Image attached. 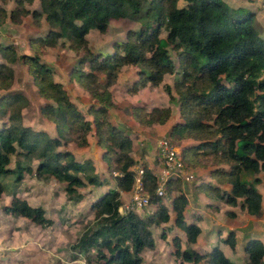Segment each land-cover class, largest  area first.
Here are the masks:
<instances>
[{
    "label": "trees",
    "instance_id": "16d2710c",
    "mask_svg": "<svg viewBox=\"0 0 264 264\" xmlns=\"http://www.w3.org/2000/svg\"><path fill=\"white\" fill-rule=\"evenodd\" d=\"M179 1L39 0L40 13L49 29L45 35L35 36L30 44L34 48L53 46L59 38H64L69 47L79 46L83 50L70 75L80 79L96 100L89 107L92 119L86 118L75 105L63 84L54 79L53 69L40 61L39 54L21 57L29 64L39 94L47 98L40 111L54 121L57 135L23 123L21 108L26 101L23 94L11 92L4 97L5 104L9 100L10 109L8 122L0 126V175L16 170L9 167L11 156L22 152L38 159L37 174H51L64 182L68 195L77 193L78 187L86 183L104 184L106 179L94 173L90 159L82 162L70 150L58 149L71 139L72 131L79 133L76 143L85 146L89 144L88 134L94 130L97 143L103 149L102 159L110 162L109 168L111 162L116 164L119 172L114 175L116 187L105 190L91 203L93 221L85 226L73 244L74 249L80 251L96 249L101 264H141L142 251L155 246L152 223L155 219H169L167 206L155 192L156 177L147 166L143 168L144 188L151 195V202L157 203L155 213L141 216L131 209L120 210V189H131L135 175L131 166L135 159L131 155V138L110 122L107 111L114 103L107 84L116 77L122 64H137L143 83L158 84L164 74L175 71L167 48L169 44L179 59V77L174 86L184 118L171 126L169 135L199 140L182 149L183 157L197 166L228 164V168L216 167L210 173L216 174L219 182L230 183V189L220 190L209 182L200 183V187L214 192H208L209 196L219 197L231 205L240 201L241 207L251 214H259L261 210L262 194L255 186L259 179L256 176L249 180L245 173L264 170V39L258 34L248 9L232 8L223 0H182V4ZM23 12L27 13L28 9ZM40 13L32 11L34 17ZM5 14L6 9L0 6V15ZM122 17L153 19L155 25L128 30L125 39L114 44L113 54H95L88 47V31L103 32L111 19ZM162 28L166 30L165 36H161ZM0 50L9 62L19 57L12 45L2 46ZM85 65L88 71H84ZM95 72H105V85L97 81ZM13 78V66L0 62V88H9ZM165 88L172 96L171 87L165 85ZM170 113L169 106L147 111L140 105L133 109L135 118L143 124H162ZM193 156L197 158L192 160ZM171 182L169 179L167 184ZM2 190L0 180V193ZM186 203L181 192L173 198L172 209L175 224L185 231L187 240L193 241L200 228L194 222H186ZM3 210L40 225L51 220L42 206L31 205L20 197L13 198ZM229 213L233 215L234 212ZM174 244L176 253L186 261L208 258L213 264H235L218 246L199 253L181 251L178 237L174 238ZM246 251L250 263L259 264L264 244L260 239H250Z\"/></svg>",
    "mask_w": 264,
    "mask_h": 264
},
{
    "label": "rangeland",
    "instance_id": "374dc122",
    "mask_svg": "<svg viewBox=\"0 0 264 264\" xmlns=\"http://www.w3.org/2000/svg\"><path fill=\"white\" fill-rule=\"evenodd\" d=\"M223 1L232 8H244L251 11L252 22L258 34L264 39V0ZM179 3L182 4L183 1L180 0ZM0 6L6 9V16L0 15V49L2 46L12 45L19 56L15 62H9L0 50V62L5 61L11 64L14 69V78L11 86L7 89L0 88V126L8 122L10 109L8 105L9 100L5 104L4 97L11 92H20L26 97V101L21 108L23 123L31 126L35 130H42L41 128H44L50 130L54 135H57L56 128L54 129V121L44 116L40 111V106L47 101V98L39 94L38 86L29 70V64L21 57L24 54H39L40 61L53 69L54 79L60 81L64 87L66 86L65 88L71 100L86 118H88L87 115H90L91 119L92 114L89 112V107L96 100L84 88L80 79L70 75V70L77 64L78 58L81 56L83 50L79 46L77 48L69 47V42L64 38H59L53 46L39 45L36 48L32 47L30 40L39 34L45 35L49 29L44 15L40 13L41 7L39 0H32L31 2L25 0L22 2L18 0H0ZM24 9H28V12H23ZM33 10L38 11L40 15L34 17L32 15ZM2 17L3 19H1ZM154 25L153 19L132 20L127 17L111 19L105 31L101 32L97 29H90L88 31L86 35L88 47L95 54L107 56L114 53V44L124 40L128 30L140 27H152ZM32 28L37 30L34 32ZM165 32L166 30L162 28L161 36H165ZM167 48L175 63L176 69L173 73L164 74L160 83L154 84L150 81H144L143 83L138 74L139 66L137 64H122L116 77L110 84L108 82L109 85L107 84V89L111 92L114 102L112 106L107 108L108 114L110 112L114 122L123 124L114 125L123 129L131 138V155L136 157V161L131 168L134 174L140 177V180L133 182L131 189L125 190L129 191V193L124 196L120 210L124 212L127 209H131L141 216L155 213L157 203L151 202V195L144 188V176L142 177L144 172L143 168L148 167V165L142 159L144 155L148 154L154 159V162L159 163L160 169L157 171L149 167L156 177V192L157 185L163 178V169L165 168L163 153L159 143L164 138L169 139L170 144L174 145L180 152L182 161L181 171L178 175L168 178L164 185L163 194L159 195L156 193L167 206L169 219L168 221L155 219L152 223L151 230L156 244L153 248L147 247L142 251L141 255L143 260L141 264H213L208 258L197 262L186 261L181 255L176 253V246L174 244V238L178 237V235L173 232L176 224L175 213L172 209V200L177 194L182 192L186 197V191L192 193L193 190L197 189L196 191L200 190L204 192L212 200L219 201L220 206V202L224 204L226 201L219 197L209 196L208 192L211 190H205L197 183V173L200 175L197 168L208 167L209 169H215V167L223 166H220V163L197 166L194 162L189 161L187 157H183L181 147L183 149L184 146L199 140L193 137L177 139L169 135L171 126L177 121H183L184 118L181 115L180 102L177 100L178 93L174 86L176 78L179 77V59L171 44ZM83 69L84 71H88V65H85ZM95 73L97 81L101 85H105L107 80L105 72ZM165 85L171 87L172 96L167 92ZM80 91L82 93L86 91V99L82 95L80 96ZM140 105L147 111L153 107L161 108L169 106L171 113L166 122L162 123L164 126L158 127L157 125L154 127L152 124L158 123L143 124L135 118L133 109ZM124 115L128 116L129 121L117 122L115 117ZM165 127H168V129L166 130ZM92 135L93 138L91 140L95 141V134L92 133ZM78 136V132L72 131L71 139H67L62 145L58 146V149L69 150L70 147L77 154V160L85 162L90 159L93 163L90 156H86L88 153V148L85 147L86 145L84 147L76 146ZM196 158L197 156H193L192 160ZM37 163L38 159L32 154L25 155L22 152L13 154L9 167H13L16 170L12 173L0 175V180L3 184V190L0 193V264H101L102 261L98 260L96 249L92 248L87 252L80 251L74 249L73 244L85 226L93 221V211L90 205L99 197L103 187L101 185L86 183L85 186L78 187L77 193L68 195L65 192L64 182L57 180L51 174H37ZM95 169L96 167L94 166V173L100 178L106 179L105 182L110 184L107 187L112 186V183L113 186L116 185L114 175L119 172L114 162H111L110 168H106L105 172H96ZM245 175L251 179L258 175L259 180L256 183L261 182L260 187L264 190V170H260L259 173L246 172ZM213 177L217 181V175L214 174ZM169 179H172L170 185L167 184ZM205 182L216 186L212 181ZM139 185H143V189ZM219 189L222 188L219 186ZM211 193L214 192L211 191ZM135 195H138L141 199L146 196L148 202L138 203L134 198ZM15 197L24 198L31 205L42 206L46 217L51 219L50 222L46 225H40L25 216L5 212L3 207L10 204L11 200ZM239 203L240 201L236 205L231 206L232 208H236L237 211H242L238 219H235L236 226L234 228L223 232L221 227L217 230L213 226V235H209L208 237L206 233V236L200 238L199 241L196 239L199 233L193 241H189L183 230V236L178 237L180 240V250H194L199 253H205L213 247L218 246L221 240L225 241L227 239L229 241H226V243L228 245L229 255L233 259L232 261L235 264H251L248 253L245 250V244L250 239H257V236H255L256 238H251V235L257 232L259 234L262 233L261 229L264 223L259 217L264 213H262L261 207L259 214H252L251 217L254 218H248L247 216L251 213L249 214L248 211L247 213L244 210L246 208L241 207V203ZM229 212L226 213L228 217L235 218L237 215L236 212L233 215ZM236 233L239 234L237 235ZM232 242H234L233 245ZM259 264H264V255Z\"/></svg>",
    "mask_w": 264,
    "mask_h": 264
},
{
    "label": "crops",
    "instance_id": "0c3cea01",
    "mask_svg": "<svg viewBox=\"0 0 264 264\" xmlns=\"http://www.w3.org/2000/svg\"><path fill=\"white\" fill-rule=\"evenodd\" d=\"M32 30H34V32H35L37 29L32 28ZM85 92L83 91V93H82L80 91V93H81L80 96L82 95V97L84 99L87 98V97H85L86 96ZM87 116H88V119H90V115H87ZM108 118H109V120H110V122L112 124H116V125H118V124L120 125L121 124V125H123L122 123L114 122L113 117L110 115V112L108 114ZM115 119H117V122H120V121L128 122L129 121V118H128L127 115L120 116V117H115ZM152 125L154 127H156L157 125H158V127L159 126H164L163 124H159V123L158 124H152ZM41 129L45 130L50 135H54V133L50 132V130H47V129H44V128H41ZM54 129H55V127H54ZM165 129L167 130L168 127H165ZM92 133H94V130H92L87 136L89 144L85 146L86 148H88V150H87L88 153H87L86 156H90V158L93 160V164L96 167V169H95L96 172L97 171L105 172L106 168H108V163L106 161H104V159H102L103 149L97 143V139H94L95 141L91 140L93 138ZM89 136H90V138H89ZM95 138H96V136H95ZM76 146L77 147H84V146H78V144ZM69 150L74 154L75 157L77 156V154L75 153V151L72 148L69 147ZM181 150H182V147H181ZM133 157H134V159L136 161V157L135 156H133ZM76 159H77V157H76ZM142 160L145 161L147 163L148 167H150L151 169H154L155 171L160 169L159 163L154 162V159L151 158L148 154L144 155ZM220 166H223L222 168H225V169L228 168L227 167L228 164H226V163H223V164L221 163ZM197 169H198V172L200 174V175H198V173H197V176H198V180H197L198 182L197 183L200 184V183L205 182V181H212L214 183V185H216L218 188H219V186L222 188L220 190H229L230 189V183H228L226 181L225 182H219L218 179L216 181V178L213 179L214 175L210 174V170L211 169H209L208 167L207 168L199 167ZM257 173H259V171ZM246 178H248V177H246ZM248 179L251 180V178H248ZM108 185H110V184L107 183V182H105L104 184H101V187H103V190L101 191V193L104 192L105 190L111 188V187H115V186H113V183H112V186H110V187H107ZM260 185H261V182H258V183L255 184L257 189L262 194V202H261L262 206L261 207H262V213H264V190L261 189ZM196 190H193L192 193H190L188 191L185 192L186 197H187V203H186L185 208H184V218H185V220L187 222H195L199 226L200 232L197 235L198 237L196 238L198 241H199L200 238L205 237L206 233H207L208 237H209V235H213V228H212L213 226L216 227L217 230H219V227H221L223 232H225L228 229L234 228L236 226V222L235 221L238 219V216H239L240 212H242L241 210L237 211L236 208H232L231 207L232 206L231 204H227L228 205L227 206L225 202H224V204H222L223 202L222 203L220 202V204H221V206H220L219 203H218L219 201L212 200L204 192H202L200 190H198V191H196ZM128 193H129V191L120 190V196H121V201L122 202L124 201V196H126V194H128ZM190 198H191V200H190ZM239 200H241V199H239ZM207 204H208V206H207ZM240 206H241V204H240ZM244 210L247 212L246 209H244ZM228 211L236 212L237 215L235 216V218L228 217L226 215V213ZM191 213H192V215H191ZM251 215L252 214L248 215L247 217L248 218H254V217H251ZM259 219L264 223V214L262 216H260ZM173 232L176 235H178L179 238L181 236H183V234H184L183 230L180 227L176 226V225H175V230ZM261 232L262 233H260V234L257 232L256 234H253L250 237L253 238V237L257 236V239H260L263 242V244H264V226L262 227ZM236 234L238 235L239 233H236ZM219 236L221 237L220 234H219ZM194 243H196V242H194ZM219 244H221V245H219ZM246 244H245V250H246ZM218 247L231 260H233L231 258V256L229 255L228 245H227V243L225 241L221 240L220 243H218ZM230 252H232V251H230Z\"/></svg>",
    "mask_w": 264,
    "mask_h": 264
},
{
    "label": "built area",
    "instance_id": "2783aa9c",
    "mask_svg": "<svg viewBox=\"0 0 264 264\" xmlns=\"http://www.w3.org/2000/svg\"><path fill=\"white\" fill-rule=\"evenodd\" d=\"M159 146L162 150V156L164 159L165 168L163 169V178L161 182L158 183L156 193L161 195L164 193V185L168 178L174 177V175H178L181 171L182 161L179 150L175 148L174 145L170 144L169 139L164 138L160 141ZM142 171V170H141ZM144 173V172H143ZM143 177V175H142ZM140 180V177L134 175V181ZM143 183V179H142ZM141 184V183H140ZM140 188L143 189V185H139ZM138 203H147L148 198L145 196L144 198H140L138 195L134 197Z\"/></svg>",
    "mask_w": 264,
    "mask_h": 264
}]
</instances>
